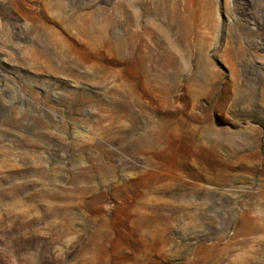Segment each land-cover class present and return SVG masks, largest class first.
<instances>
[{"label":"rangeland","instance_id":"1","mask_svg":"<svg viewBox=\"0 0 264 264\" xmlns=\"http://www.w3.org/2000/svg\"><path fill=\"white\" fill-rule=\"evenodd\" d=\"M185 1L166 67L149 0H0V264H264V0Z\"/></svg>","mask_w":264,"mask_h":264},{"label":"bare ground","instance_id":"2","mask_svg":"<svg viewBox=\"0 0 264 264\" xmlns=\"http://www.w3.org/2000/svg\"><path fill=\"white\" fill-rule=\"evenodd\" d=\"M152 5L155 6V12L164 17L165 20L168 22H165L164 20L151 22L149 25V31L147 30L149 34H153L154 30L156 29L161 33V36L164 39H169V24L176 25L178 29V39L171 42L172 47L170 46L171 50H168L169 52L167 53V60L165 62V66L172 67L173 65H175V63L177 62L175 60L176 56L181 55L182 52L187 53L190 57L194 56L198 52L200 40L198 13L195 3L189 1L186 2L185 0H149V14L154 13L153 9H151L150 7ZM104 17H106V15ZM76 19V30H78L83 36L86 37H91L93 32L96 30L97 25L99 26V24L96 23L94 18L89 17L87 13L76 15ZM108 21L109 18H106L105 22ZM102 30L104 31V28H102ZM135 34H133L128 41L122 39H119L118 41L117 46L119 47L122 53L128 56L132 54V50L130 49V47L136 37ZM170 47H167V49H170ZM185 64H187V62Z\"/></svg>","mask_w":264,"mask_h":264}]
</instances>
